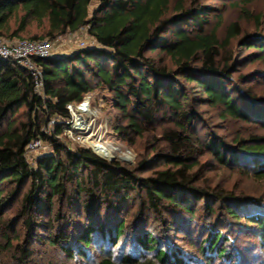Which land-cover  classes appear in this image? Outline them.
Returning <instances> with one entry per match:
<instances>
[{"label": "trees", "instance_id": "obj_1", "mask_svg": "<svg viewBox=\"0 0 264 264\" xmlns=\"http://www.w3.org/2000/svg\"><path fill=\"white\" fill-rule=\"evenodd\" d=\"M185 1L179 0L169 14L171 0H99L92 12L93 0H0V37L5 40L53 41L86 27L96 43L67 55L34 59L43 74L44 96L35 91L30 72L0 59V264H4V253H10L14 264H31V244L45 241L71 259L87 258L85 249L101 242V256L92 264H209L214 257L231 264L234 256L241 262L234 240L235 250H229V238L223 232L227 227L217 222L206 225L208 234L199 242L204 259L172 244L171 227L159 232L161 238L147 229L146 211L157 215L156 222L166 224V210L194 218L195 206L201 202L210 215L223 205L229 218L254 225L252 232L264 253V200L247 204L248 200L232 192L203 187L197 170L200 157L209 151L222 164L248 167L264 179V135L238 140L233 150L217 138L205 144L194 133L197 115L183 83H195L211 106L222 109L224 119L259 122L264 127V102L259 106L250 90L234 83L230 68L233 40L240 38L243 45L255 48L264 61V36L244 35L235 22L222 40L218 29L207 30L214 9L202 0H190L188 5ZM242 10L246 18H253L246 8ZM260 18H255L258 24ZM34 25L43 34H32ZM95 89L104 90L127 120L115 128L131 144L154 131L161 118L172 121L173 126L162 132L165 150L155 155L164 161V169L139 176L151 171L148 160L128 169L91 150L72 149L61 141L64 123L46 133L51 120L71 119L68 104L82 102ZM22 110L24 120H18ZM37 139L47 142L52 151L32 167L25 153ZM28 183L29 189L21 195ZM10 185L14 188L9 189ZM131 193L141 201L140 226L134 233L133 225L119 220ZM20 195L17 220H6ZM64 201L77 213L73 218L56 209ZM102 209L112 215L110 222L100 220ZM80 214L87 217L86 223L80 222ZM19 221L24 237L18 236L15 244L9 233H15ZM75 222V230L66 229ZM57 223L61 227L52 234ZM39 231L51 234L45 239ZM120 242L124 251L116 256L111 249Z\"/></svg>", "mask_w": 264, "mask_h": 264}, {"label": "rangeland", "instance_id": "obj_2", "mask_svg": "<svg viewBox=\"0 0 264 264\" xmlns=\"http://www.w3.org/2000/svg\"><path fill=\"white\" fill-rule=\"evenodd\" d=\"M178 1L179 0H171L169 14L174 13V7ZM185 3L186 5L190 4V0H186ZM201 3L209 5L214 9L211 13L210 24L207 30L210 32L218 29V34L222 40L225 39L228 28L235 22L241 25L244 35L264 36V0H202ZM98 5L99 0H93L90 11H94ZM243 8L248 10L250 17H253L252 19H248V16L246 18V14L242 10ZM258 16L262 17L259 20V24L255 19ZM31 33L34 35L43 34L42 30L35 25L32 27ZM25 38H28V36ZM239 39L233 40L230 46L233 55L230 64V68L233 72L232 79L240 88L250 90L253 95L256 96L257 100H259L258 105L261 106V103L264 102V61L261 60V54H259L255 48L243 45L242 41H240L241 39ZM52 42L54 45L53 57L67 55L80 48L96 46L94 39L89 35L86 27L75 33L59 36ZM152 56L155 57V55ZM166 61L173 66L169 59ZM183 83H185L186 86L188 100L192 102L193 109L197 115V121L193 124L194 133L196 136H199L202 139L201 141H204L205 144L209 138H217L225 142V144L233 150L237 147L238 140H247L251 138V136L264 135V127L261 123L254 122L248 124L231 119L230 117L224 119L221 115L222 109L211 106L206 100V96L195 83H189L187 81ZM90 94L92 95V99L90 98V115L95 119L94 128H92L93 132L90 131L89 133L82 134L77 131L74 132L75 134L73 136H68V133H66L61 136V141L64 144H69V147L72 149L80 147L94 152L93 148L86 141L89 137V139H91L90 141L93 143V147L95 143H104L113 146L116 148L115 152L118 156L116 159L103 156L100 157L109 162H118L128 169H136L141 161L148 160L151 171L139 174V176H150L155 170H162L166 167L164 161L159 160L155 155L165 150L164 147L166 145L162 138V132L165 127L173 126L172 121L167 118H161L154 131L146 133L141 138H137L135 142L131 144L121 139L117 134L115 127L126 124L127 120L122 118V113L112 106L108 94L102 89H95ZM100 100L103 101L102 105L99 104ZM22 112L23 110L16 116L18 120H24L21 114ZM100 125L103 127L98 131ZM79 135L81 139H79ZM51 151L50 145L43 141L41 149L28 155L27 159L29 164L34 167L38 158L48 155ZM199 160L200 166L196 169L199 170V184L203 187L232 192L236 196L248 200L247 204L255 203L258 198L264 200V179H258L254 175L253 170L250 171L248 167L233 168L226 166L219 162L216 156L209 151H206L205 155L200 157ZM29 186L30 183L25 186L21 195L29 189ZM11 188L14 187L10 185L9 189ZM70 188L72 187L70 186ZM21 195L18 196L15 203L7 211L6 220H17ZM140 203L139 197L135 193H131L128 200L124 203L123 213L119 216V220L125 219L128 225H133L131 230L133 233L138 230L140 226V218L138 216ZM66 204V201H64V203L58 202L56 209H61L64 215L73 218L77 213L74 212L75 210L72 211V208L70 209ZM202 206V202L199 203L198 206H195L197 215L194 218L188 214L178 213L177 211L173 213L172 211L166 210L164 213L166 224L156 222L157 215L152 211H146L144 219H146L149 225L147 229L154 232V234L159 237V232L162 229L171 227L174 230H170L168 233L171 237L170 242L176 247L183 248L187 255L196 256L195 258L200 259L202 257L200 256L199 242L201 238L208 234L206 225L217 222L222 224L223 227H227L223 232L225 237L229 238L227 241L229 250H235L234 247L231 246L233 243L231 240L235 241V246L240 250L241 262H238V259L234 256V259L230 262L231 264H264V253H262L260 249V240L257 238V235L252 232L254 225L248 224L245 220L237 223L232 218H229V215L225 213L226 210L223 205L217 206L218 210L214 213L215 216L210 215ZM111 216L112 215L108 213L106 209H102L100 220L110 222ZM78 217H82L80 222L86 223V216L84 217L80 214ZM190 221L191 223H189ZM164 225L166 227H163ZM72 226V229H66L75 230L76 222L73 223ZM60 227V224L57 223L55 231L51 233L55 234ZM228 227H230V229ZM15 230V233L10 232L9 234L16 244L18 236H20V240L24 237V229L20 221ZM51 233L39 231V234L45 239H47ZM98 245L94 244L88 249H85L88 253L87 258L81 259L80 256L77 255L74 259H71L66 256L61 248L52 246L47 241L43 244L32 243L31 248L34 250V255L31 264H92L93 260L101 256L100 246H102V243L100 242ZM73 248L79 249L76 245H73ZM106 248H108V246H106ZM111 250L115 252L116 256L122 254L124 251L122 242ZM147 256L151 257V255ZM2 262L4 264H14V262L11 261L10 253H4L2 255ZM201 263L204 264L203 261ZM209 264H227V262L223 259H215L214 257Z\"/></svg>", "mask_w": 264, "mask_h": 264}, {"label": "built area", "instance_id": "obj_3", "mask_svg": "<svg viewBox=\"0 0 264 264\" xmlns=\"http://www.w3.org/2000/svg\"><path fill=\"white\" fill-rule=\"evenodd\" d=\"M53 48V42L49 40H16L10 42L0 37V59L14 61L20 67L30 72L34 76L35 91L41 96H44L43 74L34 63V59H48L53 57ZM90 95V93L86 95L84 100L80 103L68 104L67 109L69 110L71 119L68 121L59 119L51 120L46 128V133L51 134L57 123L65 124L64 133H68V136H73L75 134L74 132L77 131L82 134L89 133L90 131L93 132L92 128H94L95 119L90 115V98L92 99V95ZM99 104L102 105L103 101L100 100ZM102 127L103 126L100 125L98 131H100ZM79 139H81V136ZM90 140L91 139L88 137L86 141L93 148L94 152H96ZM42 146L43 141L39 139L34 140L26 148V157L28 158V155L38 151ZM96 154L101 156L98 152H96Z\"/></svg>", "mask_w": 264, "mask_h": 264}, {"label": "bare ground", "instance_id": "obj_4", "mask_svg": "<svg viewBox=\"0 0 264 264\" xmlns=\"http://www.w3.org/2000/svg\"><path fill=\"white\" fill-rule=\"evenodd\" d=\"M94 148L96 149V152L103 157H108L110 159H116L118 157L115 152L116 148L113 146L104 143H95Z\"/></svg>", "mask_w": 264, "mask_h": 264}, {"label": "water", "instance_id": "obj_5", "mask_svg": "<svg viewBox=\"0 0 264 264\" xmlns=\"http://www.w3.org/2000/svg\"><path fill=\"white\" fill-rule=\"evenodd\" d=\"M113 161V160H112Z\"/></svg>", "mask_w": 264, "mask_h": 264}]
</instances>
